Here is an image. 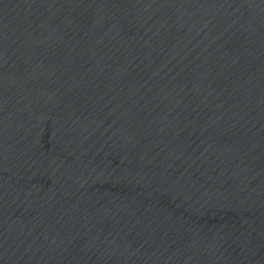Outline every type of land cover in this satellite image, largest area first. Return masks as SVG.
<instances>
[{
	"label": "water",
	"instance_id": "water-1",
	"mask_svg": "<svg viewBox=\"0 0 264 264\" xmlns=\"http://www.w3.org/2000/svg\"><path fill=\"white\" fill-rule=\"evenodd\" d=\"M0 264H264V0H0Z\"/></svg>",
	"mask_w": 264,
	"mask_h": 264
}]
</instances>
